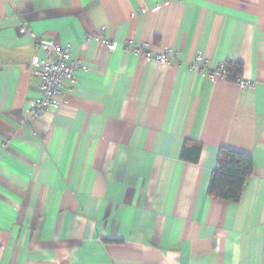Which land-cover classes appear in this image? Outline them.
Returning <instances> with one entry per match:
<instances>
[{"label": "crops", "instance_id": "1", "mask_svg": "<svg viewBox=\"0 0 264 264\" xmlns=\"http://www.w3.org/2000/svg\"><path fill=\"white\" fill-rule=\"evenodd\" d=\"M38 38L82 69L32 119ZM223 148L252 159L236 202L207 192ZM0 264H264V0H0Z\"/></svg>", "mask_w": 264, "mask_h": 264}, {"label": "built area", "instance_id": "2", "mask_svg": "<svg viewBox=\"0 0 264 264\" xmlns=\"http://www.w3.org/2000/svg\"><path fill=\"white\" fill-rule=\"evenodd\" d=\"M134 13H131L133 15ZM22 34H30L24 26L19 28ZM36 47L41 54H36L31 58V65L34 73L40 79V95L27 103L25 112L28 118H38L48 110L56 109L62 102L65 88L72 87L77 82V73L82 69L78 58L71 57L70 46H62L49 39H35ZM117 43L107 42V50L113 51ZM124 48L147 61L154 60L160 66L169 64L175 58L176 52L169 48L154 52L148 48L144 42H126ZM54 51L55 54H50ZM189 68L197 73L204 74L210 79L218 76L224 77L226 71L224 65L213 67L201 55L196 56ZM240 88L250 85V82L242 78L236 79Z\"/></svg>", "mask_w": 264, "mask_h": 264}, {"label": "trees", "instance_id": "3", "mask_svg": "<svg viewBox=\"0 0 264 264\" xmlns=\"http://www.w3.org/2000/svg\"><path fill=\"white\" fill-rule=\"evenodd\" d=\"M224 69L230 78H237L241 74L242 64L228 61L224 65ZM251 172L252 159L250 155L223 148L219 151L207 192L216 198L236 202L239 200Z\"/></svg>", "mask_w": 264, "mask_h": 264}]
</instances>
